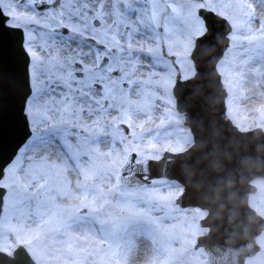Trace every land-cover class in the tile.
<instances>
[{
    "label": "snow or ice",
    "instance_id": "snow-or-ice-1",
    "mask_svg": "<svg viewBox=\"0 0 264 264\" xmlns=\"http://www.w3.org/2000/svg\"><path fill=\"white\" fill-rule=\"evenodd\" d=\"M182 3L0 0V213L25 209L73 233L106 230L105 209L138 175L135 152L120 170L111 160L135 142L137 99Z\"/></svg>",
    "mask_w": 264,
    "mask_h": 264
},
{
    "label": "rangeland",
    "instance_id": "rangeland-1",
    "mask_svg": "<svg viewBox=\"0 0 264 264\" xmlns=\"http://www.w3.org/2000/svg\"><path fill=\"white\" fill-rule=\"evenodd\" d=\"M199 6L231 25L228 46L216 65L226 92V116L241 130L253 125L264 128V91L260 89L264 84V15L254 14L262 13L264 0H183L178 22L165 25L166 55L160 49V65L148 75L149 88L137 99L140 114L134 120L135 142L128 140L111 160L114 170L129 151L142 161L159 158L164 150L181 151L192 142L183 115L175 109L171 88L177 72L181 78L194 72L189 54L194 38L204 31L196 14ZM243 98L247 104H242ZM254 184L257 191L249 197V205L264 217V181ZM181 191L176 180L164 177L130 186L105 209L106 230L89 233L67 232L55 218H39L25 209L6 211L0 214V249L10 253L15 242L22 244L37 264H202L205 251L191 244L207 230L198 223L206 211L180 208L174 200ZM132 240L144 245L141 258L127 249ZM256 242L260 249L245 264H264V229Z\"/></svg>",
    "mask_w": 264,
    "mask_h": 264
},
{
    "label": "water",
    "instance_id": "water-1",
    "mask_svg": "<svg viewBox=\"0 0 264 264\" xmlns=\"http://www.w3.org/2000/svg\"><path fill=\"white\" fill-rule=\"evenodd\" d=\"M197 13L204 19L206 31L196 38L190 55L195 73L186 80H180L177 74L173 87L177 109L184 112L194 143L183 152L166 151L159 160L133 164L138 175L131 185L147 183L157 176L179 180L184 192L176 202L180 206L199 205L208 209L200 223L209 226V231L193 243L194 248L203 246L207 252L203 264H243L246 256L258 250L255 237L264 228V219L246 205L247 194L254 190L249 181L264 177V133L260 129L241 132L225 118V91L215 64L228 44L226 34L230 26L225 19L204 8H198ZM4 33L6 40L16 44L18 36L7 29ZM16 72L22 96L26 82L22 55ZM130 159L131 153L119 170ZM143 175L147 177L142 178ZM0 264L35 262L18 245L11 255L0 251Z\"/></svg>",
    "mask_w": 264,
    "mask_h": 264
},
{
    "label": "bare ground",
    "instance_id": "bare-ground-1",
    "mask_svg": "<svg viewBox=\"0 0 264 264\" xmlns=\"http://www.w3.org/2000/svg\"><path fill=\"white\" fill-rule=\"evenodd\" d=\"M260 10L262 11L263 14L262 13H258V12H254V14L256 16L264 15V6L260 7ZM243 103L244 104H247L248 103L245 100V98H243L242 104ZM127 249H130L132 251V255L135 256V258H141V256L144 254V245L141 244V243H139V242H137V241H133V240L130 241Z\"/></svg>",
    "mask_w": 264,
    "mask_h": 264
},
{
    "label": "flooded vegetation",
    "instance_id": "flooded-vegetation-1",
    "mask_svg": "<svg viewBox=\"0 0 264 264\" xmlns=\"http://www.w3.org/2000/svg\"><path fill=\"white\" fill-rule=\"evenodd\" d=\"M250 128V127H249ZM264 130V128H262Z\"/></svg>",
    "mask_w": 264,
    "mask_h": 264
}]
</instances>
